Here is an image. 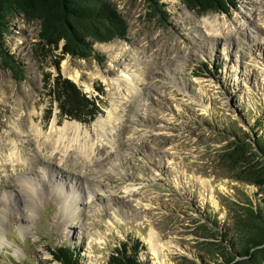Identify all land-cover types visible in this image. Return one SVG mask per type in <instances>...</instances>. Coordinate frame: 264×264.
<instances>
[{"label":"rangeland","instance_id":"1","mask_svg":"<svg viewBox=\"0 0 264 264\" xmlns=\"http://www.w3.org/2000/svg\"><path fill=\"white\" fill-rule=\"evenodd\" d=\"M107 1L124 35L85 58L44 48L37 21L11 19L4 43L19 72L0 58V264H62L50 253L60 245L77 264H106L127 239L141 264H224L222 229L264 178V0L205 13ZM57 73L98 97L90 123L54 108L46 119L44 78ZM17 178L35 187L31 208Z\"/></svg>","mask_w":264,"mask_h":264},{"label":"trees","instance_id":"2","mask_svg":"<svg viewBox=\"0 0 264 264\" xmlns=\"http://www.w3.org/2000/svg\"><path fill=\"white\" fill-rule=\"evenodd\" d=\"M156 8L157 0H147ZM189 9L200 13L224 11L235 0H181ZM20 16L25 21H37L38 43L44 48L59 49L62 54L88 57L94 42H108L124 35L121 15L107 0H0V58L14 72H19L16 60L4 43L11 19ZM58 64V62H56ZM44 91L49 109L59 119H74L90 123L99 113L101 105L96 96L83 91L73 80L57 73L46 74ZM259 125V124H258ZM254 147L264 157V135L256 136ZM257 190L256 202L243 201L241 213L233 214L231 225L224 226L221 237L226 242L227 255L221 253L224 264L241 257L232 264H264V178L252 180ZM137 241H119L109 254L106 264H141L137 257ZM233 254H230V253ZM62 264H77L76 251L66 245L50 251ZM205 264V263H202ZM222 264V263H220Z\"/></svg>","mask_w":264,"mask_h":264},{"label":"bare ground","instance_id":"3","mask_svg":"<svg viewBox=\"0 0 264 264\" xmlns=\"http://www.w3.org/2000/svg\"><path fill=\"white\" fill-rule=\"evenodd\" d=\"M129 84V82H128ZM79 129H80V126H79V123L78 122H75V121H71V122H64L63 126L61 127V130H65L66 132L69 131H72V134L73 136H76L78 134H80L81 132H79ZM85 143L83 142V144L81 145V147L84 145ZM84 148V147H83ZM87 153V152H86ZM17 181V185L21 188V190L23 191V194L25 196V198L27 197L28 198V201H29V207L31 208L32 205L34 204V201H33V195L35 193V187L33 186V184L31 183H28L26 180H24L23 178H17L16 179ZM59 198H60V202H61V207H63L62 205V202L65 203V210L66 209H70V207L68 206V203H69V200H68V197H63L61 194L58 195ZM66 198V199H64ZM4 215V201H1L0 202V220L1 218L3 217ZM152 234V233H151ZM2 238L1 234H0V239ZM156 238V235H151L150 238H148V241H150V243H153L152 240H154ZM152 249V251H154V248H150Z\"/></svg>","mask_w":264,"mask_h":264},{"label":"water","instance_id":"4","mask_svg":"<svg viewBox=\"0 0 264 264\" xmlns=\"http://www.w3.org/2000/svg\"><path fill=\"white\" fill-rule=\"evenodd\" d=\"M254 148H255V147H254ZM51 250H52V249H51ZM51 250H50V251H51ZM51 255H52V254H51Z\"/></svg>","mask_w":264,"mask_h":264}]
</instances>
